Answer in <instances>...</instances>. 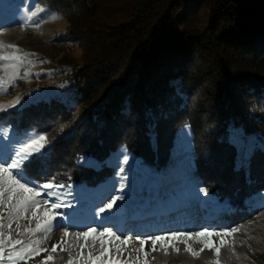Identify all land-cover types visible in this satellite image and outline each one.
I'll list each match as a JSON object with an SVG mask.
<instances>
[{"label": "trees", "instance_id": "1", "mask_svg": "<svg viewBox=\"0 0 264 264\" xmlns=\"http://www.w3.org/2000/svg\"><path fill=\"white\" fill-rule=\"evenodd\" d=\"M193 1L127 0V10L108 26L98 20L99 0H39L57 5L71 31L88 33L92 57L62 79L58 95L6 114L5 122L17 134L35 130L50 139L24 166L35 181L88 186L110 177L113 168L103 161L119 146L147 167L163 169L179 129L188 125L193 174L212 200L233 209L216 221L239 226L233 247L221 248L222 260L264 264V226L242 225L264 211V205L252 204L264 190V149L255 146L239 161L230 140L231 126L264 135V0H206L205 28H193L191 21L177 28L176 15ZM54 120L63 124L49 137L47 126ZM81 157L101 165L81 163ZM196 216L198 223L186 228L199 226L198 209ZM172 252L152 251V263L199 262ZM66 259L61 251L52 260L40 254L16 264H65Z\"/></svg>", "mask_w": 264, "mask_h": 264}, {"label": "rangeland", "instance_id": "2", "mask_svg": "<svg viewBox=\"0 0 264 264\" xmlns=\"http://www.w3.org/2000/svg\"><path fill=\"white\" fill-rule=\"evenodd\" d=\"M127 6V0H99L97 15L100 25H114L122 16V9L125 10ZM57 8V5L51 7L39 0H0V56L9 57L0 59V106L4 109L0 111V151L5 153L18 148L21 142L34 135H44L35 130L17 134L12 124L5 122L8 120L6 114L12 115L39 98L49 99L58 95L63 87L62 79L92 57H88L91 41L88 33L71 31L67 16ZM185 21H191L193 28H205L209 21L207 1L194 0L189 3L176 15L174 25L181 28ZM17 98L18 104L15 103ZM62 124L59 125L57 120L51 121L47 126L51 132L49 137H52L53 131L56 132L57 125L61 127ZM191 136L190 127L183 125L177 133L170 163L159 170L147 167L125 146L117 147L103 161L113 168V173L94 186L52 182L54 186L45 189L42 185L46 182L35 181L23 167L22 174L29 186L39 189L40 195L33 198L39 207L33 208L29 202L25 207L13 210L17 202L15 197L9 200L5 192L0 198V240L4 241L0 264H16L40 254L47 261L48 256L54 259L61 251L67 255L65 264H153L150 256L152 242L147 241L143 246L144 251H139L141 245L137 237L162 236L172 232L196 233L204 229L223 232L236 228L239 232V226H220L216 221L219 215L228 214L233 209L226 202H215L201 191L203 188L199 179L193 174ZM230 140L239 161H243L255 146L264 149V135H246L239 127H230ZM45 145L48 147L50 142L46 141ZM79 162L95 168L101 165L100 161L88 157H81ZM121 195L124 199L117 201L111 210L99 212V208L112 197ZM53 203L60 207L52 209ZM252 204L264 205V190L256 193ZM197 209L199 226L186 228L198 223ZM46 210L50 216L56 214V218L37 231V223L43 224L48 219L44 215ZM148 219H152V222L149 223ZM242 225L245 229L249 226L263 227L264 211L250 216ZM89 228L97 232L87 239L76 236V233ZM105 229H111L121 240H116L115 236L99 237L98 233ZM65 232L68 234L65 235ZM129 237L131 239L126 244L122 242ZM222 238L226 241L224 246L233 247L234 234L211 237L215 245L221 248ZM102 239L105 241L103 247ZM203 239L193 237L188 240V245L200 252ZM17 240L22 243L14 244ZM173 243L180 249L179 254L185 252L188 257L197 258L198 264H216L214 252L212 256L205 249L199 256H192L184 251L185 244L179 241ZM53 245L56 246L55 252L52 251ZM104 248L108 251L101 256ZM171 250L177 253L172 248L168 252ZM157 251L165 253L160 248V242L157 243ZM9 254L12 255L11 259ZM89 254L100 256V259L89 260ZM223 256L219 255L220 264H225Z\"/></svg>", "mask_w": 264, "mask_h": 264}, {"label": "snow or ice", "instance_id": "3", "mask_svg": "<svg viewBox=\"0 0 264 264\" xmlns=\"http://www.w3.org/2000/svg\"><path fill=\"white\" fill-rule=\"evenodd\" d=\"M55 18V17H53ZM38 27V25H36ZM9 47H14L12 45H9ZM9 57H2L0 56V59H8ZM16 104L19 103V98L15 101ZM14 106V105H12ZM4 110L2 106H0V111ZM5 136L7 135L5 131ZM47 141V137L45 135H34L30 138H28L26 141L21 142L19 144L18 148L12 149L10 151H7L6 153L3 151H0V198H3L5 192L8 193V199L12 200L13 197L16 199V204L13 206V210L20 209L25 207L29 202L32 203L33 208L39 207L37 202L33 199L36 196L40 195L39 189L36 187H30L29 182L24 179L22 174V169L25 166L26 163H30L32 159L39 153L42 152V150L45 147V143ZM127 162V157H125V163ZM6 185V187H4ZM54 185L52 183H45L42 185L45 189H51ZM57 187H63L62 185H57ZM201 191L207 195L206 189H201ZM124 199V197L121 196H114L111 198V200L104 205L103 207L99 208L100 213H104L106 210H111L113 206L116 204L117 201ZM60 207L59 204L53 203L51 204L52 209H58ZM33 215L35 216L36 213L33 212ZM44 215L48 217L47 220L44 221L43 224L37 223L36 230L39 231L41 228H44L45 225L49 224L50 221H54L56 218V214L49 215V211L46 210ZM238 229L232 228L230 230H224L223 232H215L209 229H204L200 232L196 233H185V232H172L168 233L166 235L162 236H150L147 238H139L137 239L140 241V249L139 251H144V244L147 241L152 242V251H157V243L160 242V248L167 253L169 248L174 249L176 252H179L180 249L176 247L174 241H179L183 244H185L184 251L190 253L192 256H199L200 252L205 251V249L209 250L210 252H214L217 256L216 264H220L219 261V255L221 252V247H217L211 237L218 236H230L234 233H236ZM96 229L89 228L87 231L76 233L77 237H84L87 239L90 234L96 233ZM68 233L65 232V235ZM99 237L103 238L105 236L107 237H113L115 236V233L111 231V229H105L104 231H101L98 233ZM181 237H186L187 239L181 240ZM193 237L196 238H204L202 243L203 247L200 249V252L194 251L190 245H188V240H191ZM116 240H121V237L115 236ZM131 238H124L123 243H127L128 240ZM167 242V243H165ZM4 241L0 240V258L3 257V245ZM14 244H21L22 242L17 240L13 242ZM105 241L101 240V246L103 247ZM226 244V241L222 238L220 240V245L224 246ZM119 250V249H118ZM53 252L56 251V246L53 245ZM108 251L107 248H104V251L101 252V256H103ZM19 256V258L23 259V256H21L19 253L16 254ZM9 258H12V255L9 254ZM48 260H51L52 257L48 256ZM89 260L96 259L99 260L100 256L93 257L91 254H89L88 257ZM145 259L147 260V253H145Z\"/></svg>", "mask_w": 264, "mask_h": 264}, {"label": "bare ground", "instance_id": "4", "mask_svg": "<svg viewBox=\"0 0 264 264\" xmlns=\"http://www.w3.org/2000/svg\"><path fill=\"white\" fill-rule=\"evenodd\" d=\"M210 215H212V214H210ZM210 215H209V216H210Z\"/></svg>", "mask_w": 264, "mask_h": 264}]
</instances>
